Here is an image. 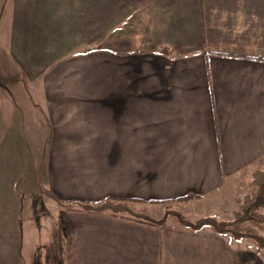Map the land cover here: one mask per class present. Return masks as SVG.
Wrapping results in <instances>:
<instances>
[{
    "label": "crops",
    "instance_id": "1",
    "mask_svg": "<svg viewBox=\"0 0 264 264\" xmlns=\"http://www.w3.org/2000/svg\"><path fill=\"white\" fill-rule=\"evenodd\" d=\"M0 40V264H53L39 192L57 264H262L161 214H233L264 160V0H0ZM109 199L130 212L84 209Z\"/></svg>",
    "mask_w": 264,
    "mask_h": 264
},
{
    "label": "rangeland",
    "instance_id": "2",
    "mask_svg": "<svg viewBox=\"0 0 264 264\" xmlns=\"http://www.w3.org/2000/svg\"><path fill=\"white\" fill-rule=\"evenodd\" d=\"M4 18H5V16H4ZM137 26H139V25L135 24L134 26H128L127 28H129V29L124 30V31H127L128 33H131L133 35V38L135 41H134V46H132V49L135 51L147 49V46H145L143 43L146 40V34H147L145 31L146 28L143 27L142 30H139ZM110 34L111 33L108 32V34L105 36V39L112 38L110 36ZM136 39H137V41H136ZM0 42H1V40H0ZM108 42L109 41H107L106 43H103L105 45L106 49H113V48H109L106 46L108 44ZM3 48L4 47L0 48V54L2 52L1 49H3ZM125 49L129 50V48H125ZM257 171L264 172V160L261 162L260 167L258 168ZM246 179H247V181H246ZM253 179H254L253 176L252 177L246 176V178L244 179L245 180L244 183H246V185L244 186V189H243L244 191L243 190L239 191V189L237 190L238 197H239L238 199H240V198L242 199L245 195H248L249 193L253 194V193L257 192V190L254 187H252V185H251V183L253 182ZM241 191H243V192H241ZM223 195L224 196L221 195L219 197L220 198L219 202H221L220 203L221 207H219L216 211L213 210L214 218L216 215H218V216H216V218L223 216L222 217L223 219H228V217L230 219H232L230 222H227L228 220L227 221H221V222H226L227 224H229L230 225V227L228 228L229 233L232 234L236 238L244 239L246 241V244H247V250H249V252L253 253V256L256 257V259H259L262 262V264H264V253L259 254L258 250L260 248L253 238V236H259V235L264 234L263 233L264 232V226L251 227V225L249 223H245V222H241V223L238 222L237 223L235 221V223H234L233 222L234 221V212H233V214H231V212H230V214L228 213V211H229V198L225 194H223ZM33 200L37 206L35 205L36 207L32 208L33 214H32V216H30V219H32V220H30L31 225L33 223L35 229L38 228V229L42 230V232H40L42 238H39L40 234L37 233L38 240L36 242L38 243V246H36V250H40L39 248L44 245L46 248V252L49 254L48 256H46L44 262H47L50 259L48 262L53 263V264H57V263H55L54 259H55V257H56V259L58 258L59 252H58L57 244L52 243V242L54 241L53 237H54L55 233L57 232V227H58L59 222H60L59 215L55 214V213H53V215H51V213L45 209L44 205L47 204L49 202V200L47 199V196L45 194H43L42 192H39L38 194H36L35 197H33ZM167 203H170V202H167ZM167 203H165L164 207L162 208L163 214H161V215H163L164 218H170V219H173L176 222H178L179 217H180V218H185L186 220H188L192 223H195L196 221L201 220V219H199L201 217L194 213L195 210L192 211L193 208L184 207L182 204H180L181 202H179L178 204H175V203L167 204ZM149 209L150 208H144V211H148ZM204 209H206V208L203 207L204 212H202L201 215H205V217L211 215V214H209L208 210L206 211ZM234 209H235V211L240 209L237 202H236V205L234 206ZM261 212L264 213V210H261ZM142 213H143V211H142ZM42 217H49V218H47L48 220H46V221L45 220L41 221L40 219ZM33 231L35 232V230H33ZM35 237H36V233H35Z\"/></svg>",
    "mask_w": 264,
    "mask_h": 264
},
{
    "label": "trees",
    "instance_id": "3",
    "mask_svg": "<svg viewBox=\"0 0 264 264\" xmlns=\"http://www.w3.org/2000/svg\"><path fill=\"white\" fill-rule=\"evenodd\" d=\"M253 178L251 185L257 190V192L253 194L249 193L242 199L240 198L237 200L240 209L234 212L233 222H245L249 223L251 227H261L264 226V213L261 212V210H264V172H255ZM191 199V196H189L176 200V202L184 203L189 202ZM130 208L131 206H129V203L126 201L110 199L98 204H86V206H84L86 211L96 214L104 212H111L114 214L129 213ZM179 222L196 230L210 227L220 234L229 233L228 228L230 227L226 222L218 221L215 218H205L192 223L185 218L179 217ZM253 238L260 248L258 250L259 254L264 253V234L253 236Z\"/></svg>",
    "mask_w": 264,
    "mask_h": 264
}]
</instances>
